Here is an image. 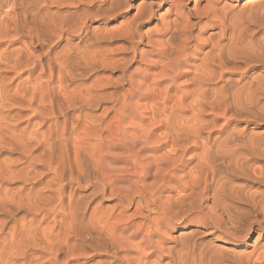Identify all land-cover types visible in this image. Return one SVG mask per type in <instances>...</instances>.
Returning <instances> with one entry per match:
<instances>
[{
	"label": "clouds",
	"instance_id": "clouds-1",
	"mask_svg": "<svg viewBox=\"0 0 264 264\" xmlns=\"http://www.w3.org/2000/svg\"><path fill=\"white\" fill-rule=\"evenodd\" d=\"M0 264H264V0H0Z\"/></svg>",
	"mask_w": 264,
	"mask_h": 264
},
{
	"label": "rangeland",
	"instance_id": "rangeland-1",
	"mask_svg": "<svg viewBox=\"0 0 264 264\" xmlns=\"http://www.w3.org/2000/svg\"><path fill=\"white\" fill-rule=\"evenodd\" d=\"M118 21H119V19L113 20V21H108V23L113 24V25H118Z\"/></svg>",
	"mask_w": 264,
	"mask_h": 264
},
{
	"label": "bare ground",
	"instance_id": "bare-ground-1",
	"mask_svg": "<svg viewBox=\"0 0 264 264\" xmlns=\"http://www.w3.org/2000/svg\"><path fill=\"white\" fill-rule=\"evenodd\" d=\"M122 15H127V13H124V14H122ZM117 19H121V16H117V17H115V18H113V19H111V20H109V21H113V20H117Z\"/></svg>",
	"mask_w": 264,
	"mask_h": 264
}]
</instances>
